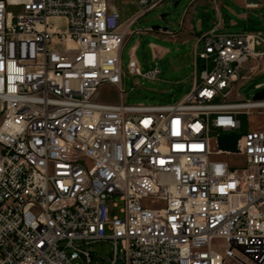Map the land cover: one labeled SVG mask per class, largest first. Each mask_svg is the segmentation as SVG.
Here are the masks:
<instances>
[{"label": "built area", "instance_id": "2783aa9c", "mask_svg": "<svg viewBox=\"0 0 264 264\" xmlns=\"http://www.w3.org/2000/svg\"><path fill=\"white\" fill-rule=\"evenodd\" d=\"M133 1L122 23L108 0H0V264H264V128L236 134L264 97L229 98L264 71V32L195 35L189 90L127 104L125 74L160 73L121 68L128 25L163 0Z\"/></svg>", "mask_w": 264, "mask_h": 264}, {"label": "rangeland", "instance_id": "374dc122", "mask_svg": "<svg viewBox=\"0 0 264 264\" xmlns=\"http://www.w3.org/2000/svg\"><path fill=\"white\" fill-rule=\"evenodd\" d=\"M108 2L117 10L119 21L122 23L139 9L133 0ZM242 12L250 11L237 5L235 0H163L137 17L127 27L131 34L121 50V68L126 72L128 58L132 56L141 72L157 67L160 73L155 79L125 74L121 83L123 102L155 105L179 100L191 86L194 36L216 27L218 23H222V19L225 20V30H241L244 23L240 22L238 14ZM254 13L252 19L258 23L250 26L264 30V21L255 16L257 13L264 15V8ZM227 16L235 23L229 24ZM189 25L194 29L190 34L187 30ZM162 29L165 32H161ZM244 75L243 79L239 78L233 82L230 99L252 100L257 90L264 91V71L259 73L246 71ZM255 84L261 86L255 88ZM99 96L112 102L119 99L117 91L109 86L101 87ZM236 118L239 121L236 134L247 128H264V113L256 110L240 112ZM222 157L232 163H241L240 159L233 156ZM217 242L215 239L211 241L213 245ZM84 247L104 258L110 256L111 244L107 241L94 242ZM114 264L122 263L116 260Z\"/></svg>", "mask_w": 264, "mask_h": 264}, {"label": "crops", "instance_id": "0c3cea01", "mask_svg": "<svg viewBox=\"0 0 264 264\" xmlns=\"http://www.w3.org/2000/svg\"><path fill=\"white\" fill-rule=\"evenodd\" d=\"M235 2L237 3V5H239V6L243 7L244 9H247L250 11L248 13L242 12V13L238 14V17L240 18V22L244 23L243 28L241 30H237V31L225 30V28H224L225 20L222 19V23L221 22L218 23L216 27L209 28L207 31L212 29V30H214L216 32H220V33H240V32L254 31V30H260V31L264 32V30H262L260 28L250 26V25H253L255 23H258V21L253 20L252 17H253V14H255L254 11H256V10L259 11L260 9L264 8V0H262V2H259L257 0H235ZM249 2H256L257 5L253 6V7H249L246 5ZM255 16L259 17L260 20L264 21V15L263 14L259 15L257 13ZM227 21H229V24H231V25L235 23V22L233 23V21L228 16H227ZM219 27H221L222 29H219ZM187 30H189L188 34H190V33H192L191 31H193L194 29H193V27H191V25H189ZM161 32H165V31L162 29ZM200 34H202V33H200Z\"/></svg>", "mask_w": 264, "mask_h": 264}, {"label": "water", "instance_id": "95a60500", "mask_svg": "<svg viewBox=\"0 0 264 264\" xmlns=\"http://www.w3.org/2000/svg\"><path fill=\"white\" fill-rule=\"evenodd\" d=\"M261 97H264V92L262 90H257L252 96V98H261ZM216 141L219 147L226 150H234L235 136L233 134L218 135L216 137Z\"/></svg>", "mask_w": 264, "mask_h": 264}]
</instances>
